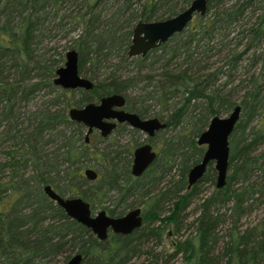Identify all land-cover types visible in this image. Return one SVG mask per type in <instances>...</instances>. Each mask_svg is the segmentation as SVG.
Instances as JSON below:
<instances>
[{"label":"trees","instance_id":"obj_1","mask_svg":"<svg viewBox=\"0 0 264 264\" xmlns=\"http://www.w3.org/2000/svg\"><path fill=\"white\" fill-rule=\"evenodd\" d=\"M189 1L178 5V0H0V122H4L0 137L8 142L0 173H10L6 179L0 175V264H66L75 253L82 255L80 264H165L148 244L161 237L167 224L178 223L180 209L200 193L202 181L213 187L197 204L191 233L173 243L169 258L180 254L185 264H264L263 14L254 26L225 41L224 35L253 0L226 5L225 0H207L205 13L213 8L208 17H196L143 56L126 55L136 21L169 17ZM217 35L222 47H234L210 69L215 64L212 58L222 51L213 47ZM70 48L77 51L80 75L87 61L95 66L88 76L93 80L90 90L53 83ZM111 55L118 59L115 70L98 79L94 72ZM126 60L134 68L127 74L115 73ZM260 61L259 69L247 76ZM153 64L158 65L152 68ZM238 68L243 77L234 83ZM238 90L242 95L233 102L230 96ZM111 93L125 98L127 110L156 116L168 128L178 129L162 139L158 157L140 177L128 172L131 146L115 144L98 153L108 155L104 169L94 181H87L82 169L89 160L90 141L84 143V127L70 120L67 111ZM235 104L240 112L228 137L224 185L214 187L215 173L208 163L201 178L186 188V172L200 160L204 148L195 138L210 117L225 114ZM167 161L179 165L178 179L158 188L155 180L163 175L161 165ZM46 184L61 196H79L92 211L104 209L110 216L140 205L143 223L128 234L109 232L99 240L44 194ZM160 201L171 203L167 215L161 216ZM141 255L139 263L132 261Z\"/></svg>","mask_w":264,"mask_h":264},{"label":"water","instance_id":"obj_2","mask_svg":"<svg viewBox=\"0 0 264 264\" xmlns=\"http://www.w3.org/2000/svg\"><path fill=\"white\" fill-rule=\"evenodd\" d=\"M207 0H191L189 4L176 14L162 19L150 21H136L131 29L130 41L127 45L128 57L143 56L149 50L164 43L173 34L182 31L191 20L192 15H203ZM264 19V13H263ZM78 54L76 49L70 48L64 54V63L55 70L53 83L64 89L90 90L93 82L81 76L77 70ZM124 98L118 93L102 95L97 102H86L80 106H72L67 114L70 120L81 123L85 128L84 142L92 129L99 132L101 137L106 136L115 126L113 121H126L129 125L152 135L157 129L164 127V123L157 118L139 119L133 112L121 109ZM240 106L235 104L224 115H213L209 118L206 127L197 135L195 143L204 146L200 160L192 164L186 173V188L196 183L204 174L208 163L214 170V187L219 189L225 183L228 162V137L239 117ZM155 154L148 144L136 147L133 151L130 173L140 175L152 162ZM83 176L88 181L96 179V172L90 167L83 169ZM43 192L53 202L59 205L65 214L77 223L88 228L99 240L107 237L109 232L128 234L142 224L139 208L135 207L120 216H110L104 209L92 211L88 201L79 196H61L49 184L43 186ZM82 255L73 254L66 264H80Z\"/></svg>","mask_w":264,"mask_h":264},{"label":"rangeland","instance_id":"obj_3","mask_svg":"<svg viewBox=\"0 0 264 264\" xmlns=\"http://www.w3.org/2000/svg\"><path fill=\"white\" fill-rule=\"evenodd\" d=\"M181 1L182 0H178V5L182 4ZM234 1L235 0H225L226 3L224 2V5L230 4L231 2H234ZM187 4L188 3L184 4V7ZM212 9L213 8H209V10L206 13H204L205 14L204 18L208 17V15H209V13H211ZM178 11L179 10H177L176 12H178ZM263 13H264V0H253L252 4L248 7L247 12H245L243 14V17L239 21H237V23L234 25V27L226 35H224V40L227 41L231 37L233 38V37L237 36V33L241 29L248 28L249 26H254L255 22L257 20V17ZM75 33H73L72 36H74ZM220 36L217 35V36L212 38L213 39L212 42L215 43L213 47L214 48L220 47L222 49V51H221L220 55H215L212 58L215 61V64L212 67H210V69L221 64L223 59H224V55L226 53H228L226 51L228 49H230L231 47H234L233 44H226V46L222 47L219 44ZM61 43H63V41ZM262 45L264 46L263 43H262ZM200 48H203V44H201ZM238 48L239 47H237L235 50H237ZM112 57H113V55H111L107 59V61L103 62V64H105L103 67L97 68L98 71L94 72V73H96L95 75L98 77V79H101L102 77L107 76L109 72L115 70V67H116L115 62L118 59L116 57H113V58ZM151 59L152 58H150V60ZM147 61H149V59H147ZM131 62L126 60V63L124 65H123V63L122 64L120 63L119 64L120 69L115 71V73H120L121 75L129 73L130 69L134 68V66L131 65ZM63 63H64V54H63V61L61 62V65ZM109 65H110V67H109ZM157 65L158 64H153L152 68L157 67ZM240 65L247 67L246 62H242V63H240ZM260 65H261V61L257 62L254 67H252L250 70H248L247 76H249V74L253 70L257 71L259 69ZM105 66H107V68L104 69ZM94 68H95V66L87 61L83 66V71H85V72L83 73V71H82L81 76L88 78V76L94 70ZM242 71H243L242 68H238L235 71L234 83H236L239 78L243 77ZM91 81L93 82V80H91ZM242 92H243V90H238L236 92L234 91L231 94L230 99L233 102H238L241 95H242ZM77 97H78V94L76 93V95L74 97L75 100L77 99ZM159 108L160 107H157V106L154 107V109H157V110ZM228 112L229 111H226L225 114H221V116L226 115ZM162 118H165V117L163 116ZM3 127H4V122H0V131L3 129ZM177 129H173V130L171 129L170 131H167L166 137H168V135H171V134L174 136L175 133L177 132ZM184 131L186 132V129H184ZM95 135L89 136V138H90V143H89V148H88L89 156H86V158H88L89 160H88V162H86L87 163L86 167H91L97 172H100L102 169H104L103 167H104V164L106 162L105 160L108 157V155L100 156L98 154L100 151H102V150L108 151V150L112 149L114 147L113 145L115 143H117L119 145L127 144V145L131 146L134 141H137L139 143L144 139L142 133L133 132L128 128H117L108 137H106L102 140L97 138ZM163 136L164 135L159 133L155 137H153L152 139H149V143L152 145V147L155 150H157V147H159L161 145V141L163 139ZM7 145H8V142H6V141L3 142V140L0 137V163H2L4 160L7 159V156H8ZM168 165H170L169 161H167V163L165 165H164V163L161 165L162 168L164 166L165 167L162 171L163 175L161 176V174H159L161 179H156L157 181L155 180V183H156L158 188H161L164 184L168 185L169 181H176L178 179V175L180 172L179 171V165L177 166V164H175V165L173 164L172 166L170 165L169 167H168ZM9 174L10 173L8 172V170H5V171L0 173V175L3 177V179H6ZM185 178H186V175H185ZM148 184H150V182ZM198 185L200 188V193L196 197L192 198L191 201L187 204V206L184 209H180V211L178 213V220H177L178 223H176L177 225L176 224L175 225H176V228L177 227L179 228V230L177 232L174 231L175 225L173 223H169L165 226L164 232H162L163 234L161 235V237L159 239H152V241H150L148 244V247H151L150 250H152L153 253L158 254V256L160 257V262L163 260H166L165 264H185L184 260L180 256V254H176V255L172 256L171 258H169V255L172 254L175 250L173 243L177 240L183 239L184 237H186L187 235H189L191 233V228L189 226V223L197 216V213H198L197 204L200 202L201 196L208 194L209 191L213 187V184L209 181H202ZM148 187H150V186H148ZM158 207H159V209L162 210L161 216L167 215L169 213L171 203L161 204V201H160L158 203ZM250 218H253V215ZM157 224L158 223L155 222V223L150 224V225H157ZM161 225H163V224H161ZM142 259H144L143 255H141L138 259H133L132 261L139 263Z\"/></svg>","mask_w":264,"mask_h":264},{"label":"flooded vegetation","instance_id":"obj_4","mask_svg":"<svg viewBox=\"0 0 264 264\" xmlns=\"http://www.w3.org/2000/svg\"><path fill=\"white\" fill-rule=\"evenodd\" d=\"M191 1V0H190ZM189 1V2H190ZM189 2H188V4H189ZM207 3V2H206ZM187 4V5H188ZM186 5V6H187ZM185 6V7H186ZM184 7V8H185ZM183 8V9H184ZM182 10V9H181ZM180 11V10H179ZM178 11V12H179ZM177 13V12H176ZM176 13H174V14H176ZM174 14H172V15H174ZM171 15V16H172ZM204 15V14H203ZM198 16H202V15H199V14H197V13H194L193 15H192V18H191V20L188 22V24H187V26L185 27V28H187L188 27V25H190V23H192V21L193 20H195V18L196 17H198ZM170 17V16H169ZM167 18V17H166ZM184 28V29H185ZM170 38V37H169ZM168 38V39H169ZM87 91V90H86ZM119 94V93H118ZM106 95V94H105ZM121 95V94H120ZM102 96V95H101ZM100 97V96H99ZM99 97H97L96 99H94V100H91V101H88V102H97V100H98V98ZM123 97V96H122ZM124 98V97H123ZM121 109H123L124 111H127V112H133V111H130V110H127L126 109V107H125V98H124V103H123V106L121 107ZM133 113H135V112H133ZM137 116H138V118L139 119H148V118H152V117H155V118H157L160 122H163L164 123V127H162V128H160V129H157V130H155L154 132H153V134L152 135H148L147 133H145V132H143V131H141L140 129H137V128H135V127H133V126H131V125H129L126 121H122V122H117V121H115V120H111V119H108V121H113L114 123H115V126H114V128L106 135V136H104V137H101L100 135H99V132L97 131V130H95V129H92L91 130V132L88 134V139H87V142H84V143H88L89 141H90V138H89V136L91 135V136H94L95 134V136L97 137V138H99V139H104V138H106V137H108L115 129H117V128H128V129H130L131 131H133V132H140V133H142L143 134V137H144V139L141 141V142H137V141H134L133 143H132V145H131V149H130V155H129V164H128V172H129V175L131 176V177H133V178H137V177H140L141 175H143L144 174V172L148 169V167L153 163V161L158 157V155H159V148L161 147V145H162V141H161V145L159 146V147H157V150H155L153 147H152V145L149 143V139H152L153 137H155L157 134H162V135H164L163 136V138L165 137V136H167V134H164L162 131H166V133H167V131H170L171 129L170 128H168V126L166 125V122L165 121H163V120H160L158 117H156V116H139L137 113H135ZM77 123V122H76ZM81 124V123H80ZM82 125V124H81ZM83 126V125H82ZM84 127V126H83ZM170 127V126H169ZM85 128V127H84ZM84 131H85V129H84ZM196 139V138H195ZM83 141H84V132H83ZM115 144H117V143H115ZM114 144V145H115ZM143 144H148L149 146H150V149L154 152V154H155V157H154V159L152 160V162L143 170V172L140 174V175H138V176H133V175H131V173H130V167H131V163H132V156H133V151H134V149L136 148V147H138V146H140V145H143ZM113 145V146H114ZM119 145V144H118ZM122 145H126V144H122ZM197 145V144H196ZM199 146H201V145H199ZM204 147V146H203ZM203 150H204V148H203ZM84 168H86V167H84ZM83 168V169H84ZM91 168V167H90ZM83 169H82V176H83ZM93 169V168H92ZM95 171V170H94ZM96 172V174H97V171H95ZM187 173V172H186ZM160 176V175H159ZM84 177V176H83ZM97 177V176H96ZM85 178V177H84ZM157 179H158V176H157ZM159 179H161L160 177H159ZM87 180V179H86ZM94 181V180H93ZM135 207H137V208H139L140 210H139V215L141 216V219H142V223H143V217H142V206H140V205H135V206H133V207H131V208H128V209H126V210H124L123 211V213L122 214H124L126 211H128V210H130V209H133V208H135ZM106 212V211H105ZM121 214V215H122ZM120 216V215H119ZM142 225V224H141Z\"/></svg>","mask_w":264,"mask_h":264}]
</instances>
